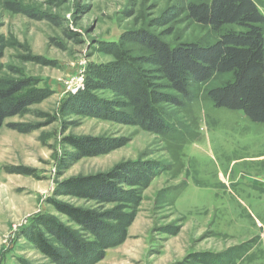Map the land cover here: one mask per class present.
<instances>
[{
	"label": "rangeland",
	"instance_id": "1",
	"mask_svg": "<svg viewBox=\"0 0 264 264\" xmlns=\"http://www.w3.org/2000/svg\"><path fill=\"white\" fill-rule=\"evenodd\" d=\"M189 1L0 0V81L23 82L16 97L35 99L0 126V264H56L23 236L33 217L78 229L52 200L92 209L115 204L57 196V184L127 162L156 175L140 189L124 241L94 264H261L264 220L254 211L264 201V123L207 98L226 75L192 84L194 100L183 107L159 104L174 126L170 136L80 106L96 100L130 110L106 78L117 60L144 54L135 32L175 45L214 41L218 33L188 18ZM254 1L264 15V0ZM140 67L153 73L151 64ZM156 82L174 94L165 80ZM84 137L123 144L82 156L70 140Z\"/></svg>",
	"mask_w": 264,
	"mask_h": 264
},
{
	"label": "trees",
	"instance_id": "2",
	"mask_svg": "<svg viewBox=\"0 0 264 264\" xmlns=\"http://www.w3.org/2000/svg\"><path fill=\"white\" fill-rule=\"evenodd\" d=\"M186 14L218 33L217 38L208 44L175 45L148 32H135L134 40L144 54L125 55L126 59L117 60L106 78V87L124 96L130 110L117 111L110 109L109 103L101 106L95 100L81 103L84 111L94 117L170 136L175 133L174 126L159 104L183 107L194 100L192 84L226 75L222 84L206 91L207 98L217 108L239 110L251 121L264 123V15L255 1L190 0ZM141 63L151 64L153 73L159 77L154 78L152 72L144 71ZM158 79L165 80L166 87L174 94L158 90ZM23 87V82L0 81V126L5 118L22 113L35 101L25 95L16 97ZM70 142L82 156H94L123 144L119 139L99 137L72 138ZM154 175L151 166L127 162L104 172L59 182L54 191L57 196L115 205L92 209L52 200L56 211L69 218L78 229L44 214L33 217L23 236L56 264H94L103 258L108 247L124 241L135 208L141 201L140 189L147 186ZM85 234L95 240H87Z\"/></svg>",
	"mask_w": 264,
	"mask_h": 264
},
{
	"label": "crops",
	"instance_id": "3",
	"mask_svg": "<svg viewBox=\"0 0 264 264\" xmlns=\"http://www.w3.org/2000/svg\"><path fill=\"white\" fill-rule=\"evenodd\" d=\"M264 201L263 202H258L257 204H259L258 206H257V208L255 209V211H254V214L255 213H259V214H261L262 216H261V219H263L264 220ZM252 215H253V213H251ZM263 225V224H262ZM264 227V226H263ZM261 260V261H260ZM259 261H260V263L261 264H264V258L262 259H260Z\"/></svg>",
	"mask_w": 264,
	"mask_h": 264
}]
</instances>
